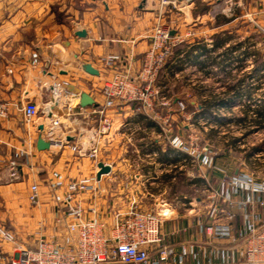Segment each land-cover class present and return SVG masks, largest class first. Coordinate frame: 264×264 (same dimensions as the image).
<instances>
[{"label":"crops","instance_id":"crops-1","mask_svg":"<svg viewBox=\"0 0 264 264\" xmlns=\"http://www.w3.org/2000/svg\"><path fill=\"white\" fill-rule=\"evenodd\" d=\"M214 4L178 0L177 7L162 8L160 0H0V99L13 105L9 117H0V222L15 232L18 243L36 246L42 236L63 240L72 219L69 208L75 205L82 207L85 218L111 224L117 213L137 203L160 217L158 246L170 248L183 264H247L240 239L252 223L264 227V205L252 202L264 200V176L231 166L224 157L194 162L178 125L166 131L153 113L142 111L141 103H110L103 93L104 82L115 73L140 71L156 23H173L179 32L184 23L196 37L195 27L214 19L208 14ZM79 30L86 36L77 35ZM111 55L120 59L107 65ZM82 62L91 63L99 75L83 70ZM65 82L68 95L62 99L74 106L71 111L54 98V88ZM70 85L87 92L95 104L81 106ZM167 85L160 86L162 93L169 90ZM28 102L48 104V113L27 122L21 106ZM55 116L62 121L57 132L62 143L38 149L40 136L51 141L41 123ZM104 117L110 128L100 134ZM96 141L94 158L88 152ZM12 161L18 178L11 176ZM99 162L111 167L100 178ZM224 176L227 197L236 203L230 207L220 200L222 214L214 233L208 234L206 186L218 187ZM83 178H94L96 190L66 204L69 184ZM33 184L39 188L37 205L29 199ZM0 250L13 252L9 244H0Z\"/></svg>","mask_w":264,"mask_h":264},{"label":"built area","instance_id":"built-area-1","mask_svg":"<svg viewBox=\"0 0 264 264\" xmlns=\"http://www.w3.org/2000/svg\"><path fill=\"white\" fill-rule=\"evenodd\" d=\"M160 4L162 8L169 4L174 5L170 0H160ZM171 33L169 27L158 22L150 35L151 45L144 54L142 69L136 77L131 76L128 71L117 72L104 82L103 93L110 103L114 100L138 102L143 105L144 110H153L149 91L153 89L156 94L160 93L159 88L155 90L157 77L164 68L167 58L173 54L175 46L182 41L181 36ZM119 59L118 55H111L106 59V63L112 65ZM67 84V82L64 85L58 84L54 88V98L57 99V103L61 101L63 106L71 111L74 106L62 99L68 95ZM179 104L184 107L182 102ZM12 106L11 102L0 99V117H9ZM21 108L27 122L33 121L41 113H48V104L40 106L35 102H28ZM98 112L102 114L104 110ZM154 117L157 118L159 115L154 114ZM41 125L44 126L43 131H46L51 143H62L57 138V132L62 126L60 117L45 119ZM109 128L110 122L104 117L98 132L105 134ZM163 129L172 130L171 125ZM175 144L179 146L181 143L175 142ZM97 148L96 141L89 148V155L96 156ZM186 150L194 158L189 144ZM202 157L208 155L202 154L198 158L202 159ZM10 166L11 176L18 178L15 162L12 161ZM95 183L94 178H83L70 183L64 202L69 205L77 198L78 193H93L96 190ZM227 190L228 176H224L216 188L209 184L206 186L205 198L209 203L208 218L211 222L205 227L208 234L214 233V222L222 214L220 200L224 199L230 207L236 203L235 200L227 197ZM29 199L34 205L39 203L40 194L37 184L31 186ZM252 202L264 205V200ZM69 211L72 219L67 224V234L64 235L63 240L60 241L57 236H42L36 246L18 243L15 232L0 222V244H9L13 249L12 253L0 250V264H183L181 259H176L172 255L170 248L158 246L162 241V220L154 213L130 209L126 213H117L112 223L108 225L106 220L98 217L85 218L80 205L70 207ZM92 211L95 212L94 209ZM233 216V212L227 213L228 218ZM240 240L245 245L246 263L264 264V227L252 223L247 236ZM153 251H155L154 255Z\"/></svg>","mask_w":264,"mask_h":264},{"label":"rangeland","instance_id":"rangeland-1","mask_svg":"<svg viewBox=\"0 0 264 264\" xmlns=\"http://www.w3.org/2000/svg\"><path fill=\"white\" fill-rule=\"evenodd\" d=\"M170 1L174 5H169L177 7L178 0ZM210 1L215 2L214 6L216 9L211 10L210 13L207 12L211 14V16L209 15L210 18L215 17L213 20L208 17L204 25L201 24L195 27L198 34L196 37L193 36L191 29L186 30V27L183 26L184 23L180 25L181 32H179L173 23L160 22L169 27L172 32L174 31V34L182 37V41L175 46L174 51L175 49H181L183 57L190 44L201 39H204L211 47L213 43L212 37L217 33L221 37H228L229 41L223 48L217 49L213 56L223 53L225 48L230 46L236 45L238 49L233 51L228 58L226 56L217 58V62L221 66L213 64L205 70H201L197 65L182 60V62L175 65L183 70L178 71L179 74L173 77L168 68L165 70V66L170 61L171 56L168 57L164 68L157 77L155 90L160 89L162 84H168L167 88L169 90L167 93L160 91V93L156 94L153 89H150L149 100L152 103L153 110H150L151 112L148 109L144 110L142 104L141 109L147 114L154 113L159 115L156 119L164 128L171 125V128L175 129L178 125L177 129L184 132L183 139L190 145V150L194 156L191 159L194 162L201 159L198 157L202 154H206L213 159L224 157L223 160L231 164V166L236 165L249 173L263 177L264 127L256 130L255 126L250 123L244 126L237 123L224 124L222 121L244 116V109L248 104L251 109L264 106V0ZM197 2H201V0H197ZM176 3L177 5H175ZM202 10V8H199L200 12ZM164 12L162 11V13ZM219 23L224 25L218 27ZM204 57L202 56L201 58L206 59ZM223 65L226 67L225 69L221 68ZM209 70L210 73L207 72ZM137 74L130 75L136 77ZM241 82V87L246 93L243 98L232 102L231 108L212 109L211 116H220L222 118L220 125L208 119L205 114L194 120V115L200 113L204 100L210 99L212 94L222 96L229 85H239ZM168 93L171 94L170 97L161 98V94ZM175 98H177V102H173ZM180 102L184 104V107L179 104ZM249 115L251 116L249 120L255 118L253 112H250ZM186 126H189V128L187 129ZM233 139H238V141L233 144ZM258 145H262L261 150L247 155L252 151L253 147ZM96 157L97 155L94 156V158ZM82 194L84 193H78L77 196L81 198ZM131 209L141 210L137 203L132 205Z\"/></svg>","mask_w":264,"mask_h":264},{"label":"trees","instance_id":"trees-1","mask_svg":"<svg viewBox=\"0 0 264 264\" xmlns=\"http://www.w3.org/2000/svg\"><path fill=\"white\" fill-rule=\"evenodd\" d=\"M213 43L210 47L209 44L204 40H196L193 43L190 44L189 49L186 50L185 56L182 57V50L181 49H175L173 54L170 57V61L165 66V70L168 68L169 72L174 73L176 71L183 70L182 68L177 67L175 65L176 63H180L183 61L189 62L190 64H195L200 68L201 70H205L208 66L216 64L218 66H221L219 62H217V58L225 57L228 58L230 54H232L233 51L238 49V46H230L225 48L223 53H220L218 55L213 56V53L219 49L223 48L226 43H228L229 38L221 37L219 33L213 35ZM202 56H205L203 59ZM221 68L225 69L226 67L223 65ZM210 73V70L207 71ZM240 85V86H239ZM239 85L232 84L228 86L227 91L223 93L222 96H219L217 94H212L210 99H206L203 101L200 113H196L194 115V120L199 118L200 115L205 114L206 117L214 122H217V124H221L220 121H222V118L220 116H211V112L213 108H231L232 102H234L236 99H241L243 96H245V90L241 87L242 82L239 83ZM250 96V95H248ZM250 112H253L255 114V118H251L249 120ZM244 116L242 117H234L228 119V121H222L224 124L228 123H237L241 125H247L248 123L253 124L257 129L264 127V106L258 107L256 109H251L250 105L248 104L247 107L244 109ZM238 141V139H233L232 143L235 144ZM262 149V145H258L252 148V151L249 152L247 155L252 154L254 151H258Z\"/></svg>","mask_w":264,"mask_h":264},{"label":"water","instance_id":"water-1","mask_svg":"<svg viewBox=\"0 0 264 264\" xmlns=\"http://www.w3.org/2000/svg\"><path fill=\"white\" fill-rule=\"evenodd\" d=\"M172 34H174V31L172 32ZM77 35H79L80 37H85L86 36V31L85 30H79L77 32ZM81 67L83 70H85L86 72L92 74V75H99V71L94 68L92 66L91 63L88 62H82L81 63ZM70 90L74 93H76L77 95H79V99H80V105L81 106H88V105H93L95 104L94 99L85 91H82L80 88L75 87L74 85H70ZM41 130L44 129V126L41 125L39 127ZM74 137H68V139H73ZM51 146V142L49 140H46L45 138H43L42 136L39 137L38 141H37V147L38 149H48ZM98 167H99V171L97 174V177L100 178L103 174H106L108 172H110L111 167L103 162H99L98 163Z\"/></svg>","mask_w":264,"mask_h":264}]
</instances>
